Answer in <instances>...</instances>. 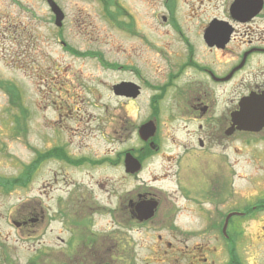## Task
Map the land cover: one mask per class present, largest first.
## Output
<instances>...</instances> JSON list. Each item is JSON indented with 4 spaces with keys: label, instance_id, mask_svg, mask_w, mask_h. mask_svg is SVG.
Masks as SVG:
<instances>
[{
    "label": "flooded vegetation",
    "instance_id": "af4514ba",
    "mask_svg": "<svg viewBox=\"0 0 264 264\" xmlns=\"http://www.w3.org/2000/svg\"><path fill=\"white\" fill-rule=\"evenodd\" d=\"M182 3L185 7L164 0V11L154 15L166 27L153 32V42L155 37L169 59L165 73L156 65L151 67L156 77L145 76L140 56L133 65H104L132 76L110 85L115 102L110 122L122 118V102H136L147 92L148 116L136 126L142 146L117 159L122 164L130 152L140 162L147 156L145 162L164 145L171 165L161 177H168L169 185L157 184L165 178H154V185L144 182V169L118 168L114 179L94 180V170L87 167L101 166L102 158L97 164L90 156L76 159L84 155L70 154L69 144L44 147L43 165L56 161L84 168L78 180L60 169L42 186L57 192L53 206L25 201L0 216V264H20L14 230L28 240L33 234L35 250L23 264H234V218L264 212V186L250 211L247 206L234 211V159L229 166L224 161L229 147L234 155V144L264 145V0ZM124 28L135 31L131 21ZM168 96L176 108L171 117L182 124L160 136V107ZM52 109L54 133L67 132L60 106ZM152 121L154 135L139 138V127ZM49 125L46 121L45 128ZM13 189L2 192L9 195Z\"/></svg>",
    "mask_w": 264,
    "mask_h": 264
},
{
    "label": "rangeland",
    "instance_id": "374dc122",
    "mask_svg": "<svg viewBox=\"0 0 264 264\" xmlns=\"http://www.w3.org/2000/svg\"><path fill=\"white\" fill-rule=\"evenodd\" d=\"M53 1L65 16L60 28L54 26L45 0H0V179L19 176L24 166H29L44 147L50 148L57 143L65 148L70 145L67 150L70 154L84 155L76 159L90 156L95 161L98 158L117 160L118 154L125 150H138L142 146L136 126L148 116L147 92L136 102H122V118L110 122L107 116L115 109L110 85L132 76L107 71L94 57H75L61 42L79 52H100L104 60L112 64L133 65L140 56L147 69L144 74L149 78L156 77L151 67L157 65L159 73H165L168 68L166 50L156 46L155 37L153 42L154 29L160 32L166 29L160 18L154 16L164 11V0H114L116 7L124 11L118 20L128 25L131 21L135 27L132 33L107 19L99 0ZM178 1L185 7L183 0ZM6 83L18 91L15 105L11 104V97L4 88ZM53 106H60L63 111L62 126L67 127V132L57 129L54 133ZM21 109L25 117L21 116ZM67 109L72 113L65 112ZM175 110L168 96L160 107V136H168L182 124L171 117ZM46 121L50 122L48 129ZM235 148L241 151L236 152ZM168 152L169 148L162 145L159 154L144 162V182L153 184L154 178H165L157 184L164 188L169 185L168 177H161L171 165L165 157ZM226 153L224 161L228 166L234 159V211H243V207L258 199L264 186V145L243 148L234 144V155L230 147ZM83 168L65 167L56 161L46 165L41 162L26 188L16 187L5 195L0 187V216H6L10 208H17L25 201L31 205L53 206L57 192L42 186L49 184L60 169L78 180ZM87 168L94 170V180L104 176L114 179L118 175L115 170L122 168V164L105 162ZM235 231L238 236L234 248L240 263L264 264V212L241 220ZM27 237L19 230L13 231L15 256L20 264L35 250L31 240L33 234L29 240ZM28 250L30 254H26Z\"/></svg>",
    "mask_w": 264,
    "mask_h": 264
},
{
    "label": "trees",
    "instance_id": "16d2710c",
    "mask_svg": "<svg viewBox=\"0 0 264 264\" xmlns=\"http://www.w3.org/2000/svg\"><path fill=\"white\" fill-rule=\"evenodd\" d=\"M99 2H101L103 6L105 17H108L109 19L114 20L115 17L121 15V9L118 6L116 7V3L114 2V0H99ZM111 7H114L116 9V12H112L110 9ZM66 49L69 51L70 54H72L75 57H95L99 60L101 64L106 65L103 59V56L99 52H89V51L79 52V51L72 49L68 45H66ZM4 88L11 97V104L15 105V101L18 99L17 89L13 85L8 84V83L5 84ZM20 111L22 113L21 116H24L22 109ZM24 117H23V120H24ZM15 122L18 124L19 122L18 116L15 117ZM40 159L41 157L38 156L34 161L30 163L29 166H24L23 171L17 177L11 178V179H0V187L5 190L6 188L11 189V188H16V187L26 186V184L31 181L32 175L41 161ZM234 264H241L235 252V248H234Z\"/></svg>",
    "mask_w": 264,
    "mask_h": 264
},
{
    "label": "water",
    "instance_id": "95a60500",
    "mask_svg": "<svg viewBox=\"0 0 264 264\" xmlns=\"http://www.w3.org/2000/svg\"><path fill=\"white\" fill-rule=\"evenodd\" d=\"M49 9L51 11V13L54 16V25L57 28H60L62 26V22L64 20V14L63 12L60 10V8L54 3L53 0H46ZM120 88V87H119ZM123 88H125V86H123ZM122 89V93H125L126 95H132L135 96L136 92L133 91H129L127 89ZM129 93V94H127ZM249 130H253L252 128H248ZM154 131H155V125L150 122L144 126H142L139 129V136L143 139L146 140L149 137H152L154 135ZM124 165L125 168L127 170H139L141 168V165L134 159L132 158L129 154H127L125 156V160H124Z\"/></svg>",
    "mask_w": 264,
    "mask_h": 264
},
{
    "label": "bare ground",
    "instance_id": "6f19581e",
    "mask_svg": "<svg viewBox=\"0 0 264 264\" xmlns=\"http://www.w3.org/2000/svg\"><path fill=\"white\" fill-rule=\"evenodd\" d=\"M147 157V156H146Z\"/></svg>",
    "mask_w": 264,
    "mask_h": 264
}]
</instances>
